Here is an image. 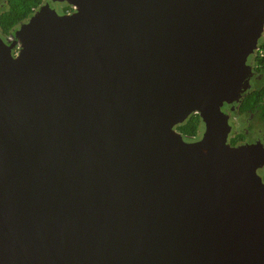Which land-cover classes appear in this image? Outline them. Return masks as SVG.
<instances>
[{
  "label": "water",
  "instance_id": "obj_1",
  "mask_svg": "<svg viewBox=\"0 0 264 264\" xmlns=\"http://www.w3.org/2000/svg\"><path fill=\"white\" fill-rule=\"evenodd\" d=\"M57 1L0 38V264H264V148L222 110L264 0Z\"/></svg>",
  "mask_w": 264,
  "mask_h": 264
},
{
  "label": "flooded vegetation",
  "instance_id": "obj_2",
  "mask_svg": "<svg viewBox=\"0 0 264 264\" xmlns=\"http://www.w3.org/2000/svg\"><path fill=\"white\" fill-rule=\"evenodd\" d=\"M30 1H32L30 3ZM50 4L52 8L59 15H72L76 12V7L67 2H56L52 3L51 0H0V38L7 43L12 45L17 40L15 39V33L21 29V27L28 23L29 20L35 15L36 12L41 10L45 5ZM30 6L31 14L29 16L16 17L20 19L18 21H9L5 22V14H10L11 11L15 14L19 13L18 11H25ZM19 44H16L12 50L14 57L19 55L20 52ZM248 65L252 67V74L250 79L251 88L245 91L239 102L233 104H225L222 108L223 112L229 116V125L231 131L228 136V144L231 147H240L244 145H256L262 144L264 148V121L262 117L258 115L259 105H254L253 108H248L243 110L244 100L247 96L256 90V84L262 80L264 73L261 71V66L258 64V59L255 58V55L248 59ZM200 117L198 114H191L184 122L177 124L174 129L179 132L186 143H194L200 141L205 132V124L203 123L201 117V124L196 135L189 136L183 134L179 130V127L185 124L191 117ZM258 174L264 180V168L258 170Z\"/></svg>",
  "mask_w": 264,
  "mask_h": 264
},
{
  "label": "trees",
  "instance_id": "obj_3",
  "mask_svg": "<svg viewBox=\"0 0 264 264\" xmlns=\"http://www.w3.org/2000/svg\"><path fill=\"white\" fill-rule=\"evenodd\" d=\"M32 1H30L31 3ZM19 13L15 14L11 11L9 14H5L4 21H18L22 19L24 16H29L32 11H30V6L25 11H18ZM22 16L20 19H16V17ZM258 64L261 66V71L264 73V58H257ZM256 90L252 93H250L247 98L244 100L243 110H246L248 108H253L254 105L258 104V115L262 117V120L264 121V77L262 80H260L256 86ZM201 124L200 117H191L185 124L181 125L179 127V130L183 132V134L187 135H196L197 131L199 130V126Z\"/></svg>",
  "mask_w": 264,
  "mask_h": 264
},
{
  "label": "built area",
  "instance_id": "obj_4",
  "mask_svg": "<svg viewBox=\"0 0 264 264\" xmlns=\"http://www.w3.org/2000/svg\"><path fill=\"white\" fill-rule=\"evenodd\" d=\"M255 58H264V33L259 43V49L255 53Z\"/></svg>",
  "mask_w": 264,
  "mask_h": 264
}]
</instances>
